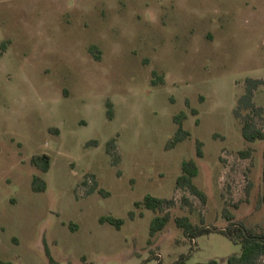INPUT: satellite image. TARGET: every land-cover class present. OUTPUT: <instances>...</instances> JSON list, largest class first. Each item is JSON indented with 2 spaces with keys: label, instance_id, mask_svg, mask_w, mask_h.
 <instances>
[{
  "label": "rangeland",
  "instance_id": "rangeland-1",
  "mask_svg": "<svg viewBox=\"0 0 264 264\" xmlns=\"http://www.w3.org/2000/svg\"><path fill=\"white\" fill-rule=\"evenodd\" d=\"M251 79H264V0H0V262L50 264L46 246L57 264L240 253L218 233L187 239L175 219L226 230L227 210L263 232L264 142L248 144L234 114ZM182 113L191 137L168 149ZM43 155L47 173L32 164ZM190 160L206 202L177 190ZM148 195L175 202L152 245L155 213L135 208Z\"/></svg>",
  "mask_w": 264,
  "mask_h": 264
},
{
  "label": "trees",
  "instance_id": "trees-1",
  "mask_svg": "<svg viewBox=\"0 0 264 264\" xmlns=\"http://www.w3.org/2000/svg\"><path fill=\"white\" fill-rule=\"evenodd\" d=\"M93 52V49H91ZM250 84L246 93L239 99L238 107L235 110L234 114L237 119L241 120L242 133L245 141L248 144L256 143L258 141L264 142V130L258 124V117L262 116L264 113V108L258 107L254 102L255 92L264 85V79H251L248 81ZM109 108V117L110 119L114 118V108L113 104H108ZM247 113L244 115L243 112ZM186 114L182 113L175 118L177 124H179V130L176 133L175 137L168 144V149L174 148L180 142L191 137L190 133L183 128V123L186 120ZM92 144H97L93 142ZM107 152L115 159L116 164H118L120 157L117 153L116 140L111 141L108 144ZM251 154V149L246 151H241L240 155L243 157H248ZM197 156L199 158L204 157L203 144L198 142ZM264 158V151H263ZM32 164L42 173H47L51 169V158L47 155L36 156L32 159ZM183 174L177 180V190L187 189L192 195L201 198L206 202L207 196L204 191L198 188L194 184V179L199 175V169L195 161L190 160L183 163L182 166ZM263 178H264V164H263ZM33 189L35 192H44L47 189L46 182L40 177L35 176L33 179ZM175 205L173 199H160L148 195L142 202H137L135 204L136 209H149L155 213V217L152 220L150 228V240L148 241L149 245L153 244V238L158 234L164 232L170 221V214H160L164 211L165 208L172 207ZM136 212L130 214L131 219L137 217ZM139 216L143 217L141 212ZM225 217L230 222L226 230H212L208 227H203L197 224H194L189 217H178L175 219L178 228H180L184 236L194 241L199 237L204 235H209L212 233H218L230 238L236 245L241 246L240 253H234L227 258L221 259H212L205 263L197 264H264V230L261 233L246 227L243 224L234 223L235 216L229 212L225 211ZM102 223H110L115 226L117 229H121L125 221L121 219H115L112 217H107L101 219ZM72 231H76L74 227L70 225ZM46 255L49 259L50 264H57L54 258L52 257L49 249L46 246ZM153 258L155 254L153 253ZM0 264H14L12 262H0ZM161 264V263H160ZM174 264H188L185 256H182Z\"/></svg>",
  "mask_w": 264,
  "mask_h": 264
},
{
  "label": "built area",
  "instance_id": "built-area-1",
  "mask_svg": "<svg viewBox=\"0 0 264 264\" xmlns=\"http://www.w3.org/2000/svg\"><path fill=\"white\" fill-rule=\"evenodd\" d=\"M158 264H160V263H158Z\"/></svg>",
  "mask_w": 264,
  "mask_h": 264
}]
</instances>
